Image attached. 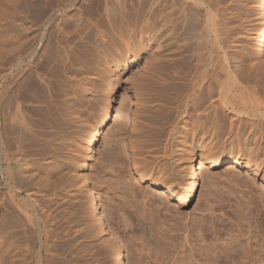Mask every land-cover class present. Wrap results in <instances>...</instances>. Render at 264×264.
Masks as SVG:
<instances>
[{
	"label": "bare ground",
	"instance_id": "6f19581e",
	"mask_svg": "<svg viewBox=\"0 0 264 264\" xmlns=\"http://www.w3.org/2000/svg\"><path fill=\"white\" fill-rule=\"evenodd\" d=\"M28 1L30 0H0V22L3 24V26L1 25L2 28L5 25L6 28H4V30L7 29V31L4 32H8V30L10 31L11 28L16 30V31L14 30L15 34L21 32L20 33L21 35L18 34L20 35L21 38H18L19 36L14 34L15 36H13L9 40L10 48H8V51L6 52L0 51V191H3L4 197L6 199V203H4L3 207L0 208V257H1L0 261H3L4 264H59L58 259H56L57 255L56 254L54 255L55 252L52 253L51 252L52 250L49 251L52 253L51 255V253L47 251H48V247H50L48 246V242H50L49 239L51 238L50 232L55 228L52 227L53 228L52 229L51 226H53V224L56 222V220H54L55 218L57 219L58 217V219L60 218V220L58 221H61L62 216L60 217L61 214L54 215L55 213L51 211L49 215L47 213L49 212L51 206L56 204L57 201L59 200V196L61 195L60 194L61 190H63L61 188L64 187L65 189H67V187L62 186V184L65 181V179H67L66 177L64 178V176L66 174L69 175L68 174L69 172L67 173L66 171L68 170L64 171L62 169V167L65 166L64 163L63 166L61 165L62 167L60 166V162H59L60 160L58 161L59 164H57L58 162L55 161L54 157L44 158V156L47 155L45 153L46 148L44 149L45 150L44 156L42 155L43 154L41 152L42 150L41 149L39 150L38 154L36 155L38 157L42 156V158L40 157V159H37L36 157L32 156L33 153H34L33 155H35V153L37 152H33L31 154L29 153L30 152L29 150L26 151L24 150L26 148L24 146H26L25 143L28 142L29 140L31 139L35 140V137L36 139H38V137L40 138L41 136L44 137L42 138V140L39 141V142L41 141L43 142L45 140V137L49 139L50 138L53 139L52 137L55 136L53 134L51 135L52 132L49 134H45L44 132H42L45 128L44 129L42 128L43 129L42 131L39 130V128L38 130H35V128L38 127L39 125H44L41 124L40 122L39 119L41 117L40 114L44 115V113L48 112V111L45 112L46 110H48V107L41 105L42 103L47 102L46 100L47 93L50 91L48 90V92L46 93V90L47 88L49 89L51 86L50 84L48 85V87L47 85L44 86V84H47L46 83L47 80L45 81L44 76L47 74L55 75L58 72L60 73V69L56 63H53V56H46L38 64V69L41 68V70L44 71V73H35L34 76L30 75L24 82L22 81L23 83H21L20 85H18L19 81L18 82L17 80L15 81L14 78H12L14 76H11V78L13 79L11 80V82L13 81L14 83L13 86L11 85L12 86L11 87L10 75L12 71H14L13 67L15 65L12 64V62L9 63L10 60L8 62L7 60L3 59L5 58L4 56L10 55L9 56L11 57L10 59H13L18 64L19 63L18 60L21 57L19 55H22L21 53H23V51H26L23 50L21 52L22 47L29 40L30 37H34L31 35H33V33L36 30H38L37 20L34 22L32 16L29 15L31 12L25 9L26 7L25 4L26 3L28 4L29 3ZM76 1L77 0H54L53 2L57 3V5L55 6L54 3L51 2L48 3L47 0L48 4H46L45 10L44 7L43 9L40 8L41 10L44 11L43 15L45 13L44 16L43 15L41 16L42 17L40 19L41 24H44L46 26L52 24L55 27L56 34L59 33L64 34L67 32L65 36L67 35L66 37H68V35H70V32L71 35L73 32L72 31L68 32L66 31V28L64 29V21L66 23L69 19H70L69 21L74 23V28L77 29V31L75 30V32H78L79 31L78 28H80L81 32L85 30L87 35L90 34V32H92V28H90V26L93 27L92 24L93 22L88 21L91 20V18L89 19L88 15L93 14L94 16L99 17L97 19V23L104 22V24L109 26V28L111 27L110 28L111 30L114 29L117 24L128 22V19H133L134 23L131 27L134 26V29L139 34V37L144 41L146 40L149 46L152 44V50L153 52H155L156 54L155 56H158L161 60H164V62L166 63L167 72H169L167 83L160 85L161 87H166L170 97L169 99L171 100L172 107H170L169 109L170 111H168V115H169L168 117H170V122H172L171 132L174 133V137L171 139V142L169 141L170 142L169 154L165 158H163L162 156V158L164 159L163 162H161L162 164H159L160 162L158 163L161 166L156 165L158 169L154 167L155 164L153 162L157 158L154 156L156 152L155 154L154 152L153 153L151 152L152 154L150 152L147 153V156L141 158V160L136 158L138 154H140L141 156L142 152H144L146 149L150 147V146L148 147V145L153 140L152 134L143 135L144 138L143 136L139 137L145 140L142 139L143 140L142 141L140 139L139 140L137 139L138 141L136 143L134 142L133 139H130L128 146L126 145L122 146L119 144L117 146L118 151L117 152L113 151L115 152L114 153L115 155L118 153L117 155L118 158L116 156L117 158L116 160L119 161L117 165H119L121 169L124 167L125 163H128L126 164L127 168L125 165L126 170L128 169V166L129 168H131L130 169L131 172L129 171L131 174L130 173L127 174H129L128 176L131 178L132 183L142 179L149 182V188L152 186L154 188V186L161 185V182H159L158 180L157 182L154 179V175L155 176L156 174L160 175V178H164L163 181L159 179L160 181H162V185H164V187L162 188L164 192L162 191L161 195L167 193L171 197H173L175 199V202H177L179 205H185L186 203L197 198L205 170L214 168L216 166H222L228 164L230 167L245 165L253 168L256 172L260 171V165L258 162L259 157L257 156V154L259 151L260 152L264 151V103H262L261 102L262 100L260 101L256 97L260 95L264 97V64L262 62V59H264V0L253 1L258 16L257 18L258 20L255 21H258V24H253L251 21L252 19L249 20L251 18V16L248 15L251 13V12L249 13V9H250L249 0L248 1L247 0H112L111 4H107V0H95V1L93 0L91 1L90 4L88 3V5L85 8L76 7L75 6ZM127 2H132L129 5V7L126 6ZM33 3L35 4V2ZM37 5L35 4V6ZM23 6L24 8H22ZM253 15L254 14H252V16ZM67 17L69 18L68 20ZM65 18L67 21L65 20ZM35 19H37V17ZM250 21L252 23V25L250 26H254V28L250 27L248 31L246 30V34L249 35L246 36L244 35V36L246 40L248 38L251 41L253 53L258 58L259 61L258 73L257 72L254 73L255 64L253 63V56H251V53L247 54V52L244 50L246 46L243 47V49L240 48V46H242L243 43L244 45L246 44L244 40L240 39L241 36L239 34L245 31L246 29L245 27H247L246 24L248 22H249L248 24H250ZM87 28H89L88 31L86 30ZM11 32L4 34L7 35L12 34ZM102 34L101 35L99 34V37L100 36L102 37ZM241 35L243 36V34ZM4 60L6 61V63L8 62L9 66H7L6 63L2 64ZM3 65L5 67H3ZM13 87L16 89H14ZM45 87H47L46 90ZM12 89H14L15 91L11 92ZM158 89H162V88L159 87ZM10 92L12 94H10ZM161 99H162L161 95H159V97L156 98L157 101H161ZM164 101L165 98L163 99V103ZM111 102H112L111 100L107 101L106 103L103 102L104 104H102L99 109L100 116L98 117V122L96 127H92V128L90 127L89 132L87 133L86 136H84L85 138L83 139V143H85V151L88 154H90L91 158L94 157L95 148L99 142L100 136L105 131L108 132V130L112 126L111 122H112L113 109L111 107L112 105ZM28 103L31 105L23 106V104H28ZM46 105L48 106L49 103ZM52 108L50 107V109ZM56 109L57 108H55V111L52 109L53 113L50 111L48 112L49 114H51L52 117L50 119H48L50 116L48 115L47 118V115L45 114L46 115L45 117L49 120L47 121V123L49 122V125L51 124L50 125L52 126L51 128L58 126L57 123L59 122L60 118L64 119L66 117L63 116L64 118H62L63 115V113L61 115L62 111L59 110L60 112L59 111L56 112ZM42 120L44 121L43 117ZM64 120L60 121V123L66 124L65 126L66 128L70 122L63 123ZM242 124L244 125L242 126ZM61 125L59 124V126ZM63 127L61 126L60 128L62 129ZM69 127L71 130L72 127L71 126ZM135 127H136L135 121L132 120L131 123L132 135L135 133L134 132ZM148 128L151 127L148 126ZM68 129L66 130L67 132L65 131L66 133L69 132ZM64 131L61 132L64 134ZM64 136L65 135L60 137L62 138ZM225 136L230 137L229 140L224 139ZM66 139L67 137L65 138V140ZM118 140L119 139H117L116 142ZM213 140L218 145L219 150L223 155L218 156L215 153V154H208L206 157H204L203 155L204 151H207L208 149L210 150V148L214 144ZM45 142L46 141H44V143ZM62 142H64V140H62ZM46 143L48 145V142ZM125 147H128V149L132 151V152L129 151L128 159L127 157H125L127 154ZM136 149L138 152H136ZM192 149L197 151L194 153L193 151H191ZM27 151L29 152L27 153ZM147 151L148 150L145 151V155ZM198 151L200 154L198 153ZM46 152H48V149ZM113 152L112 153L108 152L109 154L108 157L109 156L110 158L111 156L113 157L114 156ZM167 152L166 151L164 152L165 154L164 156H166ZM49 153L50 152H48V155H50ZM56 154L57 153H55L54 156ZM123 159H126L127 162L124 163ZM108 160H106V162ZM110 162H113V160H111ZM109 164H105L104 168L108 167L109 170H111L110 168L112 166L109 167ZM155 169H157V171ZM123 170L121 172H123ZM109 173L111 172L109 171ZM132 173H135L140 179L136 180L135 177L133 176L135 174ZM123 174H125V172ZM120 177H121L120 181L123 180L122 178H124V176L122 177L120 175ZM106 179L105 181L102 180L103 182H105V185L106 183L109 184L108 181L109 177L107 180ZM115 179L117 180L111 179V182L112 181L115 182L118 181V182L115 183L116 187L112 185L114 184V182L112 184H109L110 187L111 185L113 186L111 187V189L116 188L117 189L116 191H118V188H120L121 189L120 191L123 193L125 192L126 189L125 193L126 194L128 193L127 194L128 197H131L130 199H132V197L134 196L135 199L136 193L135 190L133 191V189L135 188L139 189L141 188V186L138 185L139 187L132 188L133 187L132 185H135L139 182L133 184L130 182L131 185L129 183L127 186H125L127 184L126 179H124V181L126 180V182H124L126 183L125 185L121 184L123 182L119 183L118 177ZM133 179L135 181H133ZM142 189L145 191L149 190L148 188L147 189L142 188ZM142 189H140V191ZM149 191H150L149 193L151 194L153 193L151 192V190ZM62 192L65 191L63 190ZM142 192L144 191H141L140 195L144 194V193L142 194ZM126 194L123 195L120 194V195L124 196ZM147 196L144 195L143 197L146 198ZM143 197L142 199L141 198L140 199L143 200L144 199ZM151 198L152 196L149 199ZM160 198L162 199V197ZM160 198H159L160 203L158 204L162 203ZM100 199L98 196L92 200L93 211L96 214L97 212L99 213V204L100 201L102 200ZM126 199L128 200V198ZM149 199L146 198V200ZM144 200L141 201V203L142 202L144 203ZM263 200L260 201L264 202ZM137 202L139 201L137 200ZM148 202L150 203L151 201L150 200L147 202L145 201V203ZM68 209L70 210V208ZM168 209L169 208H166L165 210L168 211ZM177 211L178 210L176 209L175 210V214L177 213L176 216L179 215V212ZM68 222L67 224L70 223L73 224L72 223L73 221H71L70 223ZM59 223L57 224L55 223L56 227L57 225H59ZM248 224L250 225V223ZM66 228L67 227L65 226V229ZM60 230H62L61 232H63L64 229H60ZM252 230L255 231V229ZM52 232L51 234L55 235L54 234L55 232L53 233ZM69 232L67 231L66 234L64 235L66 236L69 235ZM256 232L257 231H255L254 233ZM244 233H240V234H244ZM85 234H86V239L88 236L91 237L92 235L91 232L89 231H88L89 234L88 236L87 233ZM85 234L82 235L85 236ZM93 234H94L93 237H95L94 239H96L97 234L96 235L95 233ZM249 234H246V236ZM78 235L79 236L76 235L77 237L75 238L73 237L71 240H69L70 239L69 238L68 240L63 242L72 241L71 243H73L75 240H77V238L79 240V237L81 235L80 234ZM182 235L184 237V239H182L184 240L183 242H185V245L186 243L188 244L189 240L187 239V236H184V233H182ZM82 237L83 236H81V238ZM183 237L181 236L180 238ZM246 238H248V240L246 239L247 242L245 240V242L248 245L247 248L248 252L246 253L252 256L251 237L248 236ZM160 241H162V238L160 239ZM259 241L260 242H257V244H255L257 245L258 248L257 252L255 251L256 252L255 255H257V257L252 256L253 258H251L254 264H264V238H262L261 240L259 239ZM163 242L166 243V241ZM143 243L146 244V242ZM68 244H70V242ZM120 244L116 246V252L114 251L115 255L113 257H115L114 260L115 264H125V258L121 252ZM73 245L76 244L73 243ZM73 245H70V247ZM188 245L184 246V249L185 247L187 248ZM53 246L54 244L51 245V247ZM56 246H54V249ZM180 246L182 247V245ZM160 247H162V245ZM50 249L53 248H49V250ZM165 249H167L166 246ZM74 250H75L74 252L78 251L76 250V248H74ZM88 251H89L88 253H91L90 250ZM179 251H177V254H179L178 253ZM204 252H206V250ZM243 252H245V250H243ZM47 253L50 255H48ZM84 253L85 255L87 254L86 251L85 252L83 251V254ZM92 253L90 256L93 258ZM182 253L181 255H183ZM247 254L243 253V257L244 255L248 256ZM94 255L96 256L97 254L94 253ZM54 256H56V258H54ZM210 257L208 258L210 259ZM85 258H89V257L87 256ZM160 258L161 257H159V260ZM80 260L82 259L80 258ZM240 260H247V259L240 258ZM208 261L210 262L211 260ZM213 261L215 262L212 263L215 264L216 260L214 259ZM165 262L167 261L165 260ZM241 263L244 264V261H241Z\"/></svg>",
	"mask_w": 264,
	"mask_h": 264
},
{
	"label": "rangeland",
	"instance_id": "374dc122",
	"mask_svg": "<svg viewBox=\"0 0 264 264\" xmlns=\"http://www.w3.org/2000/svg\"><path fill=\"white\" fill-rule=\"evenodd\" d=\"M30 1H28L29 2L28 4L27 3L25 4L26 5L25 9L31 12L29 15L32 16L34 22L37 20L38 30H36L33 33V35H31L34 37H30L32 39L29 38V40L22 47L21 52L23 50L26 51H23V53H21L22 55H19L21 57L18 60L19 61L18 64L13 59H10L11 58L9 57L10 55L4 56L5 58L3 59L7 60L8 62L10 60L9 63L12 62V64L15 65L13 67L14 71H12L10 75V82L11 80H13L12 78H14L15 81L16 80L17 82L19 81L18 82L19 84L17 82L16 83L20 85L28 78V76L30 75L34 76L35 73H44V71H42L41 68L38 69V64L46 56H53V63H56L58 65L60 69V73L58 72L55 75L47 74L44 76L45 81L47 80L46 81L47 84H44V86L47 85L48 87L49 84L51 86L49 89L45 87V90L47 88L46 93L48 92V90L50 92L47 93V97H46L47 102L42 103L41 105L48 107V110H46L45 112L47 111L52 112V109L55 111V108H57L56 112L59 110L62 111L61 112V115L63 113L62 118H64L63 116H66L64 119L66 118L67 119L64 120L60 118L58 122L60 125L62 124L60 123V121L63 120H64L63 123L70 122L66 128H65L66 124L61 125L62 127L64 126L62 128L63 130L60 128L61 126H59L58 123H57V125L59 126V127L57 126L58 128L57 127L51 128L52 127L50 126L51 124L49 125V122L47 123V121H49L48 119L52 118L51 114H49L48 112L47 113L42 112L44 113V115L40 114L41 117L39 119L41 124H44L45 126L39 125L38 127L35 128V130H38L39 128V130L42 131L45 128L42 132H44L45 134H49L52 132L51 135L53 134L55 136L52 137L53 139L51 138L49 139L46 137L45 140L43 139L44 141L48 142V145L46 142L44 143V141L39 142L40 140H42V138H44L41 136L40 138L38 137V139H36L35 137L36 141L34 139L29 140L30 142L29 141L26 142L25 143L26 146H24L26 147L24 149L25 151L26 150L30 151V152L27 151V153L29 152L32 154L33 152H37L35 153V155L38 154L40 149L42 150L41 152L43 153L42 154L43 156L45 155V153L48 155V152H50L49 153L50 155L48 156L46 155L44 156V158L54 157L55 161L57 162L60 160L59 161L60 166L61 165L63 166V163L65 166V167L61 166L62 169L64 171L68 170L66 171L67 173L69 172L68 173L69 175L66 174L67 176L66 175L64 176V178L66 177L69 180L65 179V181L62 184V186H66L67 189H65L64 187L61 188L65 192H62L63 190H61L60 193L61 195L59 196V200L57 201L56 204L51 206L49 212L47 213L48 215L51 212H54L55 213L54 215L61 214L60 217L62 216V220H61L62 222L58 221L60 220V218L58 219V217L57 219L55 218L54 220H56L55 222L56 224L59 222L61 223V225L63 224L61 226L59 223L60 226L57 225V227L59 226L58 228L64 229L63 230L64 233L61 232L62 230L56 227L55 223L53 224V226H51V228L55 227L57 231L55 228L54 229L52 228L53 229L52 231L55 232L54 233L55 235H53L51 234L52 231L50 229L51 231L50 237L52 238V240L51 238L49 239L50 242H48V246L50 247H48L47 252L51 250L52 253L55 252L54 255L56 254L57 258L56 256H54V258L58 259L59 264H115L114 262L115 257H113L115 255L114 251L116 252V246H118L121 243L120 247H121V252L125 258V264H186L188 262H189L188 264L190 263L208 264L209 262L208 260H211L209 264H214L212 263L215 262L213 261L214 259L216 260L215 264H234V263L242 264L241 261H244V264H252L253 261L251 258H253L254 256L257 257V255L255 254L258 248L257 245L255 244H257V242H260L259 239L261 240L262 238H264L263 237L264 202L260 201L264 199V193H263L264 151L263 152L259 151L257 154V156L259 157L258 162L260 165V171L258 172H256L253 168L245 165L230 167L228 164L222 166H216L214 168L205 170L197 198L186 203L185 205H179L177 202H175V199L167 193L161 195L162 191L164 192V190L162 189L164 187V185H162V181L164 180V178H160V175L157 174L156 176L154 175V179L156 181L158 180L159 182H161V185L154 186V188L152 186L150 187L151 188L150 189L148 181L142 180L135 173H132L135 174L133 176L135 177L136 180L140 179L136 181L139 183L132 185L133 186L132 188L141 186V188L139 189L138 188L133 189V191L135 190L136 193V194L133 193L135 194V199L133 195H132L133 196L132 199H130L131 197H128L127 195L128 193L127 194L125 193L126 189L124 193L121 192L120 191L121 189L118 188V185L117 188L119 192L116 191L117 190L116 188L111 189V187L113 186L116 187L115 183L118 182V181L111 182V179L117 180L115 179L117 177L119 183L123 182L121 184L124 185L126 184L124 182H126L127 180V184L125 186H127L130 182L132 183L131 178L128 176L129 174H127L131 172L130 171L131 168H129L128 166L127 169L128 172L126 170L127 168L126 164L128 163L125 162H127V160L123 159L125 164L122 169L120 168L119 165H117L119 163V161L116 160L118 158L117 156L118 153L116 155L114 153L118 151L117 146L119 144L122 146L123 145L128 146L130 139H133L134 142L136 143L139 139L142 140L144 138L143 135L152 134L153 136L152 135L151 136L153 140L151 139L152 141L148 145V147L149 146L150 147L146 149L148 150L146 152V155H145L146 150L144 149L145 151L142 152L141 156L140 154H138L139 156L137 155L136 158L141 160V158L147 156V153L154 152L155 154L156 152L155 155L153 154L155 157H157L156 160L153 162L155 164L154 165L155 168H157L156 165L161 166L159 164H162L161 162H163L164 160L163 158L167 157V155L169 154V144L171 142V139L174 137V133L171 132L172 122H170V117H168L169 116L168 111H170L169 109L170 107H172V105L166 87H161L160 85L167 83L169 72H167L166 63L164 62V60H161L158 56H155L156 54L152 50V44L149 46L146 40L144 41L139 37V34L137 33V31H135L134 26L131 27L134 23L133 19H128V22L117 24L116 27L111 30L110 29L111 27L109 28V26L104 24V22L97 23V19L99 17L94 16L93 14L88 15L89 19L91 18V20L88 21L93 22L92 23L93 27L90 26V28H92L93 33L90 32V34L87 35L86 31L84 30L83 32H81L80 28H78L79 29L78 32H75V30L77 31V29L74 28V23L69 21L70 19L67 17V20L68 19L69 20L67 21L65 18L67 22L65 23L64 21V29L66 28V31L68 32L72 31L73 33L71 35L70 32V35L66 37L67 35L65 36V34H67V32L64 34L63 33L56 34L55 27L52 24L46 26L44 24H41L40 22V19L42 18L41 16L43 15L44 12L41 9H43L44 7L45 10L46 4L50 2L54 3L53 2L54 0L53 1L48 0V3L47 0H43V2L42 0H30ZM91 1L93 0H77L75 2V6L79 8L82 7L85 8L88 5V3L89 4L91 3ZM253 1L254 0H249V5H250L249 13L251 12L252 14H254L253 16L251 13L248 14L251 16L249 20L252 19L251 21L253 24H258V21H255L258 20L257 19L258 16ZM33 2H35V4L36 5L38 4L39 6L38 5H37L38 7L35 6ZM30 3L31 5L33 4L34 5L31 6ZM111 3L112 0H107V4H111ZM131 3L132 2H127L126 6L129 7ZM54 4L55 6L57 5L56 2ZM22 8H24V6ZM38 8L41 9L39 10ZM36 17L37 19H35ZM251 21L250 24H248L249 22L246 24L247 27H245L246 28L245 31L239 34L241 36L240 39L244 40L246 44L244 45V43L243 44L241 43L242 46H240V48L243 49V47L246 46L244 50L247 52V54L251 53V56H253V63L255 64L254 73L256 72L258 73L259 72L258 58L253 53L251 41L248 38L247 40L245 39V36L249 35L246 34V30L248 31L250 27L254 28V26H250L252 25ZM1 25L3 26V24L0 22V41H1L0 47H2L0 48V51L6 52L8 51V48H10L9 40L13 36L18 35L21 32L15 34L14 32L16 30L11 28L12 32L11 30L10 31L8 30V32H11L12 34H8V35L4 34L8 32H4L7 31V29L4 30L6 26L4 25V27L2 28ZM86 30L88 31L89 28H87ZM98 33L100 35L103 33L102 34L103 39L101 36H100L101 38L99 37ZM241 34H243V36ZM5 35H7L8 38ZM20 35H18L19 36L18 38H21ZM5 60L2 62V64L6 63ZM8 62L6 63L7 66H9ZM262 62L264 64V59H262ZM4 65L3 67H5ZM11 76L14 77L11 78ZM13 84L14 83L12 81L10 83V86L11 85L13 86ZM159 87L162 89H158ZM14 89H12L11 92L15 91ZM11 92L10 94H12ZM159 95L162 96L161 101L156 100V98H158ZM261 96L262 95L257 96L256 98L259 99L260 101L262 100L261 102L264 103L263 101L264 97ZM164 98L165 101L163 103ZM109 100L112 101L111 107L113 109L112 122H111L112 126L110 127L108 132L105 131L100 136L99 142L95 148L94 157L91 158L90 154H88L85 151V143H83V139L85 138L84 136H86L87 133L89 132L90 127L91 128L96 127L98 122V117L100 116L99 109L102 104L106 103ZM48 103L49 105L52 104L53 106L52 105L47 106L46 104ZM27 105H31V104L29 103L23 104V106H27ZM50 107L53 108L50 109ZM45 114L47 115V118L48 115L50 117L47 119L45 117L46 116ZM42 117L44 121L42 120ZM132 120L135 121V125H136L134 131L135 133L133 135L131 134ZM243 125L244 124H242V126ZM69 126L72 127L71 130ZM148 126H150L151 128H148ZM64 128L65 131L68 129L69 131L68 133L71 134L69 135L68 133H66L67 131L65 132ZM61 131L62 132L64 131V134ZM63 135L67 137L66 140H65L66 138L65 136L62 137L63 139L60 137ZM142 136H143L142 139L139 138ZM229 138L230 137L228 136L224 137V139L226 140H229ZM117 139L119 140L116 142ZM62 140H64V142H62ZM213 145L212 147L209 146L211 147L210 150L208 149L207 151H204L203 153L204 157H206L208 154H215V153L218 156L223 155L220 152L219 147L215 143V141ZM45 148L46 151L48 149V152L44 150ZM125 149L127 153L125 157H127L128 159L129 158L128 153L131 150L128 149V147H125ZM165 151L166 152L168 151L166 156H164ZM191 151L195 153L197 150L192 149ZM108 152L111 153L113 152L114 158L112 156L111 158L110 156L108 157L109 155ZM136 152H138L137 149ZM55 153L57 154L54 156ZM33 154L32 156L36 157L37 159H40V157L42 158V156L38 157L37 155L35 156ZM109 158L113 160V162H110L111 160ZM106 160H108L109 162L107 161L108 162L107 163ZM59 162L57 164H59ZM105 164H109V167L112 166L110 168L112 171L109 170L108 167H107L108 169L104 168ZM157 169L155 170L157 171ZM122 170L123 172H121ZM109 171L111 173H109ZM124 172L125 174H123ZM120 175L122 177L124 176V178H122L123 180L121 181H120L121 178ZM106 178L108 179L109 184H112L114 182L115 185L112 184L113 186L111 185V187L107 183L105 185V182H103L102 180L105 181ZM124 179L126 180L124 181ZM159 179L162 181H160ZM133 181L135 180L133 179ZM64 184H67L68 186ZM142 188L144 189L148 188L149 190H151V192L154 193V195L153 193L152 194L149 193L150 192L149 190L145 191ZM140 189H142L141 191H144L142 192V194L144 193L143 195H140L141 194ZM136 191L138 192L140 191V192L138 193ZM120 194L122 195L126 194V195L122 196ZM144 195L147 196L146 197L147 199H149L152 196V198L149 200L153 202L145 203V201L147 202L149 200H146V198L143 197ZM98 196L99 199L101 198L102 200L100 199L101 201L99 204V213L97 212L96 214L93 211L92 200ZM159 196L162 197V199ZM142 197L145 199V200L143 199L144 203L143 202L141 203V201H143L141 200ZM126 198H128V200ZM136 198L139 202H137ZM159 198L161 199L162 205L158 204L160 203ZM4 203H6V199L4 197L3 191H0V208L3 207ZM163 203L164 206L166 207L163 206ZM68 208H70V210ZM166 208H169L170 211L169 209L168 211L165 210ZM176 209L178 210L177 212H179L178 216H176L177 213L175 214ZM69 220L73 221L72 223L74 225L71 224L70 223L71 221ZM67 222L70 224H67ZM248 223H250V225ZM64 225L67 227L66 229ZM203 226L205 227V229ZM245 226L248 228V230ZM251 228L255 229V231H257L258 233L257 232L254 233L255 231L252 230ZM87 230L91 232L92 234L91 237L88 236L90 233L88 234ZM67 231L68 232L70 231L69 235H67L68 237L64 235L66 234ZM176 232L178 233L179 236L177 235ZM85 233H87L88 241L86 239ZM93 233H95V235L96 234L98 235V236L96 235V239H94L95 237H93L94 236ZM182 233H184V236H187V239L189 240L188 244H190L191 246L188 245L187 243L185 245V242H183L184 240H182L184 239ZM240 233H244V234H240ZM78 234H80L83 237L81 238L80 236L79 240L77 238V240L73 242L76 245H73V243H71L72 241H69L70 244H68L69 243L68 241L63 242L68 240L69 238H70L69 240H71L73 237L75 238L79 236ZM82 234H85V236ZM180 234L183 238H180L181 237ZM238 234L240 235V237ZM246 234L249 235L246 236ZM248 236L251 237V247H252L251 250L253 257L250 256V254L246 253L248 252L247 251L248 245L246 243L248 240V238L246 237ZM161 238L162 241H160ZM156 241L159 243H157ZM163 241H166V243ZM143 242H146V244ZM163 243L167 249H165ZM50 244L51 245L54 244V246H56L57 244L59 245H57L54 249V246L51 247ZM70 245L73 246L70 247ZM161 245L162 247H160ZM180 245H182V247ZM187 245H188L187 247L188 250L186 247L184 249V246ZM85 246L88 248H86ZM49 248H53V249L49 250ZM74 248H76V250L78 251L74 252L75 251ZM135 249L138 251H136ZM213 249H216L217 251ZM242 249L245 250V252H243ZM88 250H90L91 253L93 252L92 256L93 258L94 257L96 258L93 259L90 256L91 253H88L89 252ZM205 250L206 252H204ZM83 251L84 252L86 251L88 255L87 254L85 255V253L83 254ZM177 251H179L178 253L180 254V256L179 254H177ZM207 252H209L210 254L213 253L211 254L212 258L210 257V254ZM94 253L97 255L95 256ZM181 253L183 255H181ZM243 253L247 254L248 256L244 255L243 257ZM87 256L89 258H85ZM159 257H161L160 260ZM208 257H210V259ZM80 258L82 260H80ZM240 258L241 259L246 258L247 260H240ZM201 259L204 260L202 261ZM165 260L167 262H165ZM0 262L1 264H4L3 261Z\"/></svg>",
	"mask_w": 264,
	"mask_h": 264
}]
</instances>
